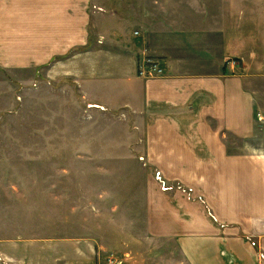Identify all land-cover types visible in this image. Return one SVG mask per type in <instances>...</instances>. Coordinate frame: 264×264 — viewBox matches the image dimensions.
<instances>
[{
	"label": "crops",
	"instance_id": "obj_1",
	"mask_svg": "<svg viewBox=\"0 0 264 264\" xmlns=\"http://www.w3.org/2000/svg\"><path fill=\"white\" fill-rule=\"evenodd\" d=\"M134 3L198 4L199 28L97 13ZM147 53L159 57L163 74H140ZM43 67L80 84L81 98L105 116L127 118L129 132L151 144L150 163L169 185L158 188L150 175L155 191L143 195L152 198L153 229L160 215L170 231L120 234L127 264H263L264 152L229 147L241 140L252 148L258 123L264 128V0H0V69ZM172 190L203 202L161 205L159 196ZM208 210L216 229L228 223L237 232L208 231ZM192 211L198 224L175 216ZM257 237L263 251L249 239ZM105 241L47 248L0 238V264H99L110 249Z\"/></svg>",
	"mask_w": 264,
	"mask_h": 264
},
{
	"label": "rangeland",
	"instance_id": "obj_2",
	"mask_svg": "<svg viewBox=\"0 0 264 264\" xmlns=\"http://www.w3.org/2000/svg\"><path fill=\"white\" fill-rule=\"evenodd\" d=\"M152 7L148 3L98 6L97 13L120 11L140 23L152 16L162 22L180 19L187 27L199 28L198 4ZM142 61L160 63L159 57L148 53ZM81 88L71 77H60L48 67L0 69V238L36 240L47 248L58 243L77 248L79 242L89 245L105 239L110 249L99 255V264L109 257L127 264L130 257L119 250L120 234L170 231L162 226L168 218L160 215L159 228L153 229L152 198L143 195L155 191L150 175L159 182L158 188L169 185L160 181L161 173L151 165V144L139 142L142 134L129 132L127 118L105 116L109 112L102 106L82 99ZM257 126L252 148L240 140L229 151L264 152V128L260 122ZM163 192L161 205L203 202L185 190ZM173 192L179 195L169 197ZM177 214L182 221L191 216L193 224L199 223L198 212ZM207 215L208 231L221 236L237 232L228 223H218L216 229L214 215L210 211ZM249 239L263 251L258 237Z\"/></svg>",
	"mask_w": 264,
	"mask_h": 264
},
{
	"label": "built area",
	"instance_id": "obj_3",
	"mask_svg": "<svg viewBox=\"0 0 264 264\" xmlns=\"http://www.w3.org/2000/svg\"><path fill=\"white\" fill-rule=\"evenodd\" d=\"M138 34V32H136ZM164 69L161 64L154 63L151 65H147L145 67H141L140 74L144 76H157L163 74ZM103 264H123V260L116 257L106 258Z\"/></svg>",
	"mask_w": 264,
	"mask_h": 264
}]
</instances>
